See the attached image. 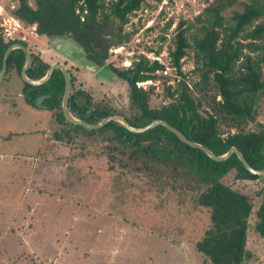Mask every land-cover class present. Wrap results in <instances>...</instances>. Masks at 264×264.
<instances>
[{"label":"trees","instance_id":"trees-1","mask_svg":"<svg viewBox=\"0 0 264 264\" xmlns=\"http://www.w3.org/2000/svg\"><path fill=\"white\" fill-rule=\"evenodd\" d=\"M235 1L213 0L192 21L184 26L180 23L176 28L174 47L168 49V58L179 78L173 85L165 86L167 99L158 106H150L153 87H142L137 82L156 79L164 63L143 54L125 67L104 63L108 47L129 41L132 32L125 31L123 25L146 0H32V4L28 0H17L9 13L24 25L34 24L38 35L72 39L103 67L102 74H113L117 81L125 84L134 113L122 116L130 125L142 127L154 119H163L215 154H223L235 146L252 168L262 170L264 127L258 123V129L254 130L247 125L254 121L264 91V0H249L229 18L225 17L224 9ZM257 19L259 21L254 22ZM109 21L114 25L107 32L105 27L109 26ZM190 27L195 31L189 41L186 32ZM108 34L114 38L110 42ZM12 43L24 45L31 54L26 76L41 78L50 65L42 51L39 53L38 48L24 39H7L1 31L0 69L4 51ZM187 48H192V72L197 76L191 84L181 71ZM24 60V51L13 48L7 56L6 72L14 70L20 75ZM68 73L71 91L67 105L73 116L96 123L109 114H117L109 105L96 101L87 88L75 84V80L79 81L75 71ZM22 83L28 105L38 107L36 98L45 95L42 103L51 113L50 122L58 124L53 131L56 141L69 143L72 134L99 133L107 141L108 156L120 164L134 160L140 163L137 169L149 174L159 168L181 172L196 185L197 203L208 209L209 225L195 247L210 264L243 263L250 216L255 217L256 233L264 237V175L249 172L236 153L216 161L200 148L180 140L162 124L133 132L116 120H109L97 129H86L67 121L61 110L64 78L58 67L40 85Z\"/></svg>","mask_w":264,"mask_h":264},{"label":"rangeland","instance_id":"rangeland-1","mask_svg":"<svg viewBox=\"0 0 264 264\" xmlns=\"http://www.w3.org/2000/svg\"><path fill=\"white\" fill-rule=\"evenodd\" d=\"M212 1L146 0L128 16V21L123 25L125 31L132 32L129 41L108 47L104 63L125 67L139 54H143L148 59H158L169 66L166 74L158 72L156 79L143 86L153 87L150 106L164 103L167 99L165 86L173 85L179 78L168 58V49L174 47L176 28L180 23L184 26L186 22L192 21ZM248 1L236 0L224 9V16L229 18L234 10L241 9ZM28 2L33 3L32 0ZM16 4L17 0H0V31L7 39L26 40L33 44V48H38L39 53L42 51V56L50 64L62 63L67 71L76 72L82 66L91 68L87 70L89 75H78L76 79L80 83L75 80V84L87 88L96 101L109 105L117 115L130 116L134 113L125 84L117 79L108 82L105 77L103 79L106 80H102L101 85L98 79L96 84L94 81L89 82V77L97 74L100 76L99 71L103 67L96 66L75 51L72 52L64 37L58 38L55 35L50 39L45 35H37L34 24L24 25L19 19H12L9 10ZM257 21L259 19L254 22ZM111 25L114 23L109 21V26L105 27L107 32L112 29ZM194 31V27L187 30L189 41L190 34ZM107 38L109 42L114 39L111 34ZM192 69L193 52L192 48H187L186 55L182 58L181 71L186 74L190 84L197 78ZM102 75L109 79L116 78L113 74ZM262 77L264 78V63ZM22 82L21 76L14 70H8L0 78V264H52L48 260L53 259L57 252L62 257L61 251L66 253L65 249H69L71 237L67 240L59 229H65V223H70L65 218L69 211L76 217H81L84 213L90 217L103 213L120 216L112 221L113 229L119 230L120 235L118 232L110 234L107 239L110 245L108 247L116 248V252L112 253L113 258H109L111 252L102 250V244L107 246V243L101 233L96 240L99 245L95 246L96 253L87 252L85 259L80 262L75 260L74 264H102L99 262L101 256L104 259L108 257V261L115 260L116 264H144L143 261L148 256H153V261L145 264H210L195 247L196 241L209 225L208 209L197 203L199 190L196 185L185 179L181 172L172 173L159 168L156 173L149 174L137 169L136 166L140 163L134 160L120 164L108 156L107 141L99 133L72 134L69 143L65 140L56 141L53 131L58 128V124L50 122L51 113L44 106L33 107L25 102ZM43 99L38 103L43 105ZM257 111L254 121L248 123V129H258V123L264 127V91L258 101ZM32 159L38 163L35 168L37 175L40 171H48L47 178L50 175L57 184H65L67 188L58 185L55 191L61 192L62 197L68 196L67 203L46 199L45 196H39L35 200L38 195L35 192L25 198L21 197V174L32 166ZM41 189L46 191V188ZM61 206L64 207L61 211L64 212L61 214L62 220L53 221ZM23 216L28 219L23 220ZM98 220L97 218V222ZM255 221V217L250 216L246 235L247 254L242 264H264V237L256 233ZM97 222H79L78 239H86L85 232L88 229L93 230L89 236L95 235L98 230ZM104 224V228L108 230L110 223L107 221ZM134 227L137 233L134 232ZM72 228L74 229L73 225ZM158 238H164V244L169 248L168 253L175 257L173 261H161L160 245H155L157 247L153 249L152 242ZM147 242L149 245H145ZM79 251L77 247L76 255L85 256Z\"/></svg>","mask_w":264,"mask_h":264},{"label":"crops","instance_id":"crops-1","mask_svg":"<svg viewBox=\"0 0 264 264\" xmlns=\"http://www.w3.org/2000/svg\"><path fill=\"white\" fill-rule=\"evenodd\" d=\"M12 19H15V18L12 17ZM33 28L35 29V26ZM35 34H37V33L35 32ZM90 69L82 66L81 67V70L76 71L75 74L77 76L80 75V74H81L80 76H84L86 74L89 75V73L87 72V70H90ZM103 70L104 69H101V71H99L100 76L97 74V75H95V77H93V76L92 77H89L87 80L89 82L94 81L95 84H96V81L98 79V83H99V85H101L103 83L102 80H106V79H103L104 78V76L102 75V71ZM83 72H85V74ZM111 80H116V79H114V78L111 77L110 80H108V82L111 81ZM145 81H148L149 82L150 80H145ZM140 82H142V81H140ZM139 86H142V85H139ZM27 158H29V156ZM32 160H33L32 166L29 167V168L27 167V169H26L27 171H23L24 173H26V175L24 176V173L21 174V179H22V183L21 184L23 185L22 186L21 197L22 198H25L27 195H30V194L32 195V193L35 192V193L38 194V195H36L37 197H36L35 200H37L39 196H43V197L45 196L46 199L52 198L53 201L54 200H57V201H59L61 203H67V201H68V198L67 197L68 196L65 195V196L62 197L61 192L60 193H57L55 191L57 189V186L58 185L61 186V187L67 188L65 186V184H62L61 182L59 184H57V181L53 180L52 177H50V175L47 178L46 173H49L48 171H46V172L40 171V174L37 175L36 172H35L36 171L35 168H36V166L38 167V163H35V159H32ZM16 166H25V165H16ZM65 182H67V180ZM42 185H44V186L42 187ZM41 188H46V191H42ZM32 189H34L35 191H33ZM56 193L59 194L60 196L56 195ZM6 198L8 200V196ZM8 203H10L9 200H8ZM12 203H14V202H12ZM62 208H64V207L61 206L57 210L58 216L56 215V218H54L53 221L62 220V215L61 214L64 213V212H61L62 211ZM28 214H30V211H29ZM67 214H69V215L66 216V214H65V218L67 217L68 220H70V223H68V222L65 223L66 224V225H64L65 229H59V231L61 232V235L62 236L64 234V238H67V240H69L70 237H71L70 244H68V248L69 249L68 250H67V248L65 249L66 250V253L64 251H61L62 257L59 255V252H57L56 255L53 257V259L48 260V261L52 262V264H74L76 262L75 260H79V262H80L82 259H85L86 258V253L87 252H89V253H96L95 252V246H98L99 247V245L96 244V240H97V238L99 237V235L101 233H103L102 238H104L106 240V243H107V246L102 244V247H103L102 250L105 251V252H111L109 258H113L112 257V253L113 252H116V250H115L116 248L108 247L110 245H109V241L107 239L110 238V234H114L115 235L118 232L117 234L120 235V231L119 230H114L113 227H112V224H113L112 221L115 218L118 219V217H120V216H118V215L110 216V215H107L106 213H103V214H99V216H92V217H90L88 215L85 216V213H84V214L81 215V217H76L73 214H71L70 211H69V213L67 212ZM97 218L99 219L98 220L99 222H97ZM27 219H28L27 216H23V220H27ZM41 219L42 220H46V219H43V218H41ZM91 220H92V222H97L96 224H98V230L96 231L95 235H90L89 236V234L93 230L88 229L89 231H86L85 232L86 233V236H87L86 239H78L79 237H77V236H78L79 233H78L77 230L80 228L78 226L79 222H82V223H83V221L90 222ZM107 221L110 223V226H108L109 227L108 230H106L104 228L105 225H106L104 223L107 222ZM42 223H44V222H42ZM28 225H30V224H28ZM72 225L74 226V229L72 228ZM101 227H102V229H101ZM133 230H134L135 233H137L135 227H134ZM64 238H63V241H64ZM55 240L58 241V239H56V238H55ZM62 244H63V242L60 243V245H62ZM157 244H158V246L160 245L161 255H159V258H161V261H168V260L170 261V259H171V261H173L175 259L174 256H170V254L168 253L169 248H168V246H165V244H164V238H158L157 240H154V242H152L153 249H155L157 247V246H155ZM145 245H149V242L145 243ZM77 247L80 250L79 252L80 253H84L85 256L83 254H80V256L78 254L76 255V253H77L76 252V248ZM60 248H61V246H60ZM177 251L181 252V250H179V249H177ZM65 256H66V260H65ZM63 259L65 260L64 262L62 261ZM109 260L111 262L108 261V257H106L104 259L103 256H101V259H100L99 262H101L102 264H105V263L106 264H116L115 260L114 261H112V259H109ZM150 261H153V256L146 257L145 258V261H143V262L145 264V262H150ZM122 264H124V263H122Z\"/></svg>","mask_w":264,"mask_h":264},{"label":"water","instance_id":"water-1","mask_svg":"<svg viewBox=\"0 0 264 264\" xmlns=\"http://www.w3.org/2000/svg\"><path fill=\"white\" fill-rule=\"evenodd\" d=\"M13 48H20L24 51L25 53V60L24 63L20 69V76L22 78L23 81L31 84V85H40L42 83H44L45 81H47L49 79V77L52 74V71L54 70V68L58 67L61 69V72L63 74V78H64V91H63V95L61 98V110L63 113L64 118L67 121H70L72 123L75 124H79L82 127L86 128V129H97L99 127H101L102 125H104L106 122H108L109 120H116L119 121L120 123H122L128 130L133 131V132H142L148 129H151L152 127H154L157 124H162L164 126H166L170 131H172L174 134H176V136L182 140L183 142L187 143L188 145L192 146V147H197L200 148L201 150H203L208 156H210L212 159L216 160V161H221L223 159H226L227 157H229L232 153H236V155L238 156L239 160L241 161V163L244 165V167L251 173L257 174V175H264V169L262 170H257L254 169L250 166V164L247 162V160L245 159L243 153L238 150L235 146H231L229 147V149L223 153V154H215L210 148H208L207 146L192 141L190 139H188L179 129L175 128L174 126H172L171 124H169L167 121L163 120V119H154L151 122H149L148 124H146L145 126L142 127H134L132 125H130L128 123V121L121 115H117V114H109L105 117H103L100 121L96 122V123H89L85 120L79 119L75 116L72 115V113L69 111L68 109V98L70 95V91H71V84H70V75L66 69V67L64 66V64L59 63V62H54L51 63L46 71V73L39 79H31L29 77L26 76V69L29 67V65L31 64V54L28 51V49L20 44V43H12L11 45H9L3 54V59H2V65H1V69H0V78L4 75V73L6 72L7 69V56L9 54V52L13 49ZM43 97H45V95H41L38 96L36 98V103L39 106H43L41 104H39V100L42 99Z\"/></svg>","mask_w":264,"mask_h":264},{"label":"flooded vegetation","instance_id":"flooded-vegetation-1","mask_svg":"<svg viewBox=\"0 0 264 264\" xmlns=\"http://www.w3.org/2000/svg\"><path fill=\"white\" fill-rule=\"evenodd\" d=\"M75 42V41H74ZM72 39H67L66 43L68 45V47L70 49H72V52L75 51L76 54H78L81 57L87 58L90 62L95 63V61L93 59H91L88 56V52H86L81 45H79L78 43H74ZM74 43V44H73ZM92 60V61H91ZM95 65L97 66V64L95 63Z\"/></svg>","mask_w":264,"mask_h":264},{"label":"built area","instance_id":"built-area-1","mask_svg":"<svg viewBox=\"0 0 264 264\" xmlns=\"http://www.w3.org/2000/svg\"><path fill=\"white\" fill-rule=\"evenodd\" d=\"M168 69H170V67H169V66H165V67L161 70V73L166 74V72H167ZM146 82H148V81L137 82V85H142V86H144V84H145Z\"/></svg>","mask_w":264,"mask_h":264}]
</instances>
